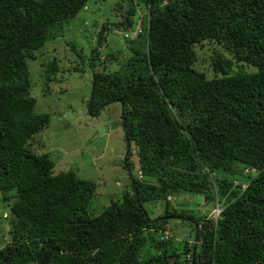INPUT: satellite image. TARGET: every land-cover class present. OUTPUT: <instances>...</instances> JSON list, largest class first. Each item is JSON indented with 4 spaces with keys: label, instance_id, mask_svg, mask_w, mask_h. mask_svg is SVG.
I'll use <instances>...</instances> for the list:
<instances>
[{
    "label": "trees",
    "instance_id": "trees-1",
    "mask_svg": "<svg viewBox=\"0 0 264 264\" xmlns=\"http://www.w3.org/2000/svg\"><path fill=\"white\" fill-rule=\"evenodd\" d=\"M86 1L0 0V205L11 219L0 264H165L181 254L182 264H264V0H143L144 24L118 67L98 63V47L86 57L80 50L95 83L88 112L121 105L142 177L131 175L129 150V188L94 216L87 207L96 183L71 169L55 173L48 152L27 146L50 122L35 111L28 60ZM134 12L117 26L131 28ZM211 42L209 64L220 75L209 78L194 64ZM242 62L257 70L228 74ZM42 65L51 81L58 61ZM181 192L206 203L221 196V211L171 208L167 196ZM149 201H163L164 212L151 218ZM171 218L190 221L196 243L171 251L159 239L143 259L151 232Z\"/></svg>",
    "mask_w": 264,
    "mask_h": 264
},
{
    "label": "rangeland",
    "instance_id": "rangeland-1",
    "mask_svg": "<svg viewBox=\"0 0 264 264\" xmlns=\"http://www.w3.org/2000/svg\"><path fill=\"white\" fill-rule=\"evenodd\" d=\"M132 2L135 8L131 16L133 26L124 29L117 26L118 19L127 11ZM82 8L64 27V34L49 40L35 52V59L28 60V72L31 80L30 95L36 99L35 111L48 113L50 122L47 127L34 135L28 142V148L34 153L48 152L54 163L55 173L74 170L80 178L96 183L95 195L87 207L88 215L99 214L111 200L121 198L129 188L130 175L124 166L126 143L121 124V105L110 103L97 115L88 112L91 93L92 70L83 56H88L92 47L99 49L98 63L107 59L111 62L106 69L118 67V61L127 53L125 46L141 31L147 10L143 0H87ZM129 7H131L129 5ZM125 11V12H124ZM98 35L104 38L98 45ZM212 43V42H211ZM211 43L196 48L200 58L194 64L203 70L207 77L220 75L210 66V55L216 45ZM74 46V48H72ZM117 50L118 57L115 58ZM80 55V56H79ZM228 57L229 55L225 53ZM114 56V57H112ZM112 57V58H111ZM58 61V71L51 81H46L42 64ZM238 63V62H237ZM104 64V63H103ZM101 67V66H100ZM257 68L246 63L232 66L228 74L234 72L252 73ZM136 146L130 144L129 160L134 170L131 175L142 178L138 167ZM171 208L195 216L215 217L219 212L223 198L206 203L205 195L190 192L168 195ZM217 201H219L218 204ZM145 207L151 218L164 212L163 201H149ZM11 219L7 208L0 205V246L10 239ZM162 232H151L149 244L142 253L146 259L155 252L151 244L159 239L171 243L170 250L181 251L195 240V229L188 220L171 218ZM152 238V239H151ZM182 253V252H181ZM183 254L174 263V257H168L165 264H182ZM31 264V263H29ZM34 264V263H32ZM151 264H155L153 261Z\"/></svg>",
    "mask_w": 264,
    "mask_h": 264
},
{
    "label": "water",
    "instance_id": "water-1",
    "mask_svg": "<svg viewBox=\"0 0 264 264\" xmlns=\"http://www.w3.org/2000/svg\"><path fill=\"white\" fill-rule=\"evenodd\" d=\"M122 24V23H121ZM97 47V46H96ZM94 77L92 79V83H91V93H90V98H89V101H88V110H89V106L92 102V98H93V93H94ZM123 129H124V132H125V126H124V123H123ZM125 143H126V152H125V157H124V161H126V158H127V155L129 153V150H130V142H129V139L127 138V136H125ZM196 239H197V232H196V237H195V243H196ZM195 249V245H193V251Z\"/></svg>",
    "mask_w": 264,
    "mask_h": 264
},
{
    "label": "flooded vegetation",
    "instance_id": "flooded-vegetation-1",
    "mask_svg": "<svg viewBox=\"0 0 264 264\" xmlns=\"http://www.w3.org/2000/svg\"><path fill=\"white\" fill-rule=\"evenodd\" d=\"M124 1H125V0H124ZM131 4H132V2H131V1H130V3H129V4H127V8H128V9H126V10H127L126 12L124 11L126 14H128V12H129V9L132 7V5H131ZM129 5H130L131 7H129ZM125 13H124V15H122V17H123V18H122V19H121V18H120V19H118V21L116 22V24H121V23L123 22V20H124V17H125ZM102 38H103V37H102ZM103 39H104V38H103ZM103 39H102V40H103Z\"/></svg>",
    "mask_w": 264,
    "mask_h": 264
},
{
    "label": "built area",
    "instance_id": "built-area-1",
    "mask_svg": "<svg viewBox=\"0 0 264 264\" xmlns=\"http://www.w3.org/2000/svg\"><path fill=\"white\" fill-rule=\"evenodd\" d=\"M216 210H217V214L215 215V217H217L218 214H219V209H218V207L216 208Z\"/></svg>",
    "mask_w": 264,
    "mask_h": 264
},
{
    "label": "clouds",
    "instance_id": "clouds-1",
    "mask_svg": "<svg viewBox=\"0 0 264 264\" xmlns=\"http://www.w3.org/2000/svg\"><path fill=\"white\" fill-rule=\"evenodd\" d=\"M100 37H101V36H100ZM135 37H136V36H135ZM135 37H134V38H135ZM98 45H99V44H98ZM95 47H96V46H95ZM217 207H218V206H217Z\"/></svg>",
    "mask_w": 264,
    "mask_h": 264
}]
</instances>
